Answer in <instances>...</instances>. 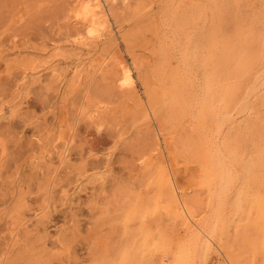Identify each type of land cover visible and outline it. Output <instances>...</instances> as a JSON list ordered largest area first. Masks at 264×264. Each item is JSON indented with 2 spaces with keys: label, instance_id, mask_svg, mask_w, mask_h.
Here are the masks:
<instances>
[{
  "label": "rangeland",
  "instance_id": "obj_1",
  "mask_svg": "<svg viewBox=\"0 0 264 264\" xmlns=\"http://www.w3.org/2000/svg\"><path fill=\"white\" fill-rule=\"evenodd\" d=\"M88 1L0 0V264H264V0Z\"/></svg>",
  "mask_w": 264,
  "mask_h": 264
},
{
  "label": "bare ground",
  "instance_id": "obj_2",
  "mask_svg": "<svg viewBox=\"0 0 264 264\" xmlns=\"http://www.w3.org/2000/svg\"><path fill=\"white\" fill-rule=\"evenodd\" d=\"M211 1H212V0H211ZM86 2H87V1H86ZM121 3H122V2H121ZM85 4H87V3H85ZM86 6H87V5H86ZM89 8H93L94 12H93V11L91 12L90 10H88ZM85 9H86V10H85V14H84V13H83V14L86 15V16L84 17V19H86L87 22H85L83 25H91L92 22L94 23L93 20L95 19V17H94V16L96 15L95 13H97V14H98V13H101V14H102V12H103L102 9H101L100 1H99V0H89V1H88V6H87V8H85ZM83 11H84V10H83ZM86 11H87V12H86ZM105 11H106V10H105ZM107 12H108V11H107ZM107 12H106V14H107ZM89 13H90V14H89ZM79 14H81L80 16L83 17L82 12L79 13ZM89 15H91V17L88 18ZM96 16H97V15H96ZM187 17H188V16H187ZM77 18H78V17L76 16V19H77ZM100 19H101V18H100ZM96 20H97V19H96ZM102 20H103V19H102ZM186 20H187V18H186ZM77 21L79 22V20H77ZM92 27H93V26H92ZM92 27L89 26V29L91 28L89 36H92V35L94 34V29H93ZM243 27H244V24H243ZM78 31H79V30H78ZM243 32H244V31H243ZM211 33H212V32H211ZM235 33H236V32H235ZM240 33H241V32H240ZM197 34H198V32H197ZM208 35H209V34H208ZM213 35H214V33H213ZM190 36H192V35H190ZM210 36H212V35H210ZM216 36H217V35H216ZM238 36H239V35H238ZM244 36H246V39H247V38H248L247 36H249V34H248V35H247V34H246V35L244 34ZM96 37H97V35H96ZM96 37H95V38H96ZM185 37L187 38V35H186ZM195 37H196V36H195ZM195 37H194V35H193V38H195ZM213 37H214V36H213ZM241 37H242V34H241ZM251 37H253L252 34H251ZM80 38H81V37H80ZM95 38H94L93 40H95ZM186 38H185V39H186ZM196 38H197V37H196ZM209 38H211V37H209ZM242 38H245V37H242ZM259 38H260V37H259ZM261 38H263V37H261ZM261 38H260V39H261ZM81 39H83V38H81ZM81 39H80V40H81ZM90 39H91V38H90ZM90 39H89V40H90ZM246 39H245V40H246ZM86 40H87V39H86ZM193 40H194V39H193ZM208 40H209V39H208ZM238 40H242V39H241V38L239 39V37H238V38H237V41H238ZM256 40H257V38H256ZM82 41H83V40H82ZM84 41H85V40H84ZM191 41H192V40H191ZM197 41H198V39H197ZM212 41H214V40L212 39ZM231 41H232V40H231ZM235 41H236V40H235ZM237 41H236V42H237ZM242 41H244V40H242ZM261 41H262V40H261ZM75 42L77 43V40H76ZM80 42H81V41H80ZM92 42H93V41H92ZM207 42H209V41H207ZM245 42H246V41H245ZM81 43H82V42H81ZM87 43H88V42H87ZM90 43H91V42H90ZM180 43H181V42H180ZM189 43H190V42H189ZM78 44H79V43H78ZM84 44H85V43H84ZM181 44H182V43H181ZM184 44H185V43H184ZM194 44H195V43H194ZM218 44H219V43H218ZM232 44H233V43H232ZM238 44H239V42H238ZM238 44H236L237 47H238V46L240 47L241 44H239V45H238ZM242 44H243V42H242ZM256 44H258V42H257ZM256 44H255V45H256ZM259 44H260V43H259ZM81 45H82V44H81ZM85 45H86V44H85ZM176 45H177V44H176ZM185 45H188V43L185 44ZM189 45H190V44H189ZM191 45H192V44H191ZM208 45H209V44H208ZM225 45H226V44H225ZM244 45H245V44H244ZM248 45H249V44H248ZM252 45H253V44H252ZM252 45L250 46L251 49H253V50L250 49L251 51L255 52V51H254L255 49L258 50V48H255V47L252 48ZM86 46H87V45H86ZM198 46H199V45H198ZM246 46H247V44H246ZM258 46H259V45H258ZM258 46H256V47H258ZM222 47H224V46L222 45ZM229 47H230V46H229ZM229 47H226V48H229ZM241 47L243 48L242 45H241ZM248 47H249V46H248ZM211 48H212V47H211ZM224 48H225V47H224ZM233 48H234V53H235V48H236V47H233ZM259 48H260V46H259ZM187 49H188V48H187ZM191 49H192V48H191ZM209 49H210V48H208L207 51H209ZM244 49H245V48H244ZM244 49H242V50H244ZM248 49H249V48H248ZM213 50H214V49H213ZM213 50H212V51H213ZM229 50H230V48H229ZM229 50H228V51H229ZM239 50H240V48H239L237 51H239ZM228 51H227V52H228ZM259 51H260V50H259ZM197 52H198V51H197ZM209 52H210V51H209ZM231 52H233L232 49H231ZM241 52L243 53V51H241ZM241 52H239V53L241 54ZM245 52L247 53L248 51L245 50ZM245 52H244V53H245ZM249 52H250V51H249ZM257 52H258V51H256V53H257ZM187 53H190V52H187ZM210 53H211V52H210ZM210 53H209V54H210ZM215 53H216V52H215ZM224 53H225V49H224ZM228 53H229V52H228ZM239 53H237V55H239ZM246 53H245V55L247 56ZM250 53H251V52H250ZM256 53H253V55H255ZM258 53H259V52H258ZM179 54H180V52H179ZM212 54H213V53H212ZM230 54H231V53H230ZM197 55H198V54H197ZM205 55H206V54H205ZM223 55H224V54H223ZM228 55H229V54H228ZM231 55H233V54H231ZM231 55H230V56H231ZM245 55H244V56H245ZM251 55H252V54H251ZM257 55H258V54H257ZM257 55H256V56H257ZM181 56H182V55H181ZM188 56H189V54H188ZM213 56H214V55H213ZM216 56H217V55L215 54V57H216ZM220 56L222 57V55H220ZM220 56H219V57H220ZM239 56H240V55H239ZM244 56L242 55V58H243ZM246 56H245V57H246ZM210 57H211V56H210ZM215 57H214V58H215ZM224 57H225V56H224ZM231 57L234 58V56H231ZM236 57H237V56H236ZM248 57H250V55H249ZM253 57H255V56H253ZM187 58H188V57H187ZM207 58H208V56H207ZM216 58H218V56H217ZM216 58H215V60H216ZM226 58H227V57H226ZM251 58H252V57H251ZM256 58H257V57H256ZM256 58H255V59H256ZM259 58H260V57H259ZM261 58H263V57H261ZM183 59H184V57H183ZM189 59H190V58H189ZM209 59H210V58H209ZM221 59H222V58H221ZM239 59H240V58H239ZM243 59H244V60H243ZM243 59H242V60H243L244 62H246V61H245V58H243ZM246 59H247V57H246ZM252 59H253V58H252ZM252 59H251V60H252ZM185 60H186V58H185ZM211 60H213V59L211 58ZM211 60H210V61H211ZM224 60H225V58H224ZM224 60L222 59V61H224ZM234 60H235V58H234ZM237 60H238V59H237ZM242 60H241V61H242ZM253 60H254V59H253ZM253 60H252L251 62H253ZM210 61H208L207 63H210ZM216 61H217V60H216ZM219 61H220V60H219ZM225 61H226V60H225ZM225 61H224V62H225ZM227 61H228V60H227ZM238 61H239V60H238ZM243 61H242V62H243ZM247 61L250 62V59L247 60ZM188 62H189V61H188ZM188 62H187V63H188ZM194 62H195V61H194ZM217 62H218V61H217ZM244 62H243V63H244ZM219 63L222 64L221 61H220ZM219 63H217V64H219ZM231 63H232V62H231ZM205 64H206V63H205ZM210 64H211V63H210ZM217 64H216V66H217ZM225 64H227V63H224V65H225ZM237 64H239V62H237ZM241 64H242V63H241ZM248 64H249V63H248ZM222 65H223V64H222ZM222 65H221V66H222ZM224 65H223V67L226 66V65H225V66H224ZM235 65H236V64H235ZM252 65H253V64H252ZM184 66H185V65H184ZM188 66H189V65H188ZM211 66H212V65H211ZM238 66H239V65H238ZM240 66H241V65H240ZM247 66H248V65H247ZM250 66H251V65H250ZM122 67H123L122 70H123L124 73H123V77H122L121 82H120V86H121V87H129V86L132 85L131 72H130V70H129L127 67L124 66V64H123ZM186 67H187V66H186ZM217 67H219V65H218ZM230 67H231V65H230ZM248 67H249V66H248ZM208 68H209V64H208ZM227 68H228V67H227ZM240 68H241V67H240ZM240 68H239V69H240ZM243 68H245V67H243V65H242V68H241V69H243ZM120 69H121V68H120ZM184 69H185V68H184ZM189 69H190V68H189ZM189 69H188V70H189ZM209 69H211V68H209ZM216 69H217V68H216ZM222 69H224V68H221V70H222ZM241 69H240V71H243V70H241ZM190 70H191V69H190ZM190 70H189V72H190ZM219 70H220V67H219L217 73L219 72ZM232 70H233V69H232ZM236 70H237V68H236ZM182 71H183V70H182ZM186 72H187V71H186ZM186 72H185V74H186ZM190 73H191V72H190ZM215 73H216V72H215ZM217 73H216V75H217ZM243 73H244V72H243ZM219 74H220V73H219ZM221 74H222V73H221ZM189 75H190V74H189ZM211 75H212V74H211ZM224 75H225V74L223 73V76H224ZM246 75H247V74H246ZM183 77H185V76H183ZM214 78H215V76H214ZM178 79H179V78H178ZM184 79H185V78H184ZM212 79H213V78H212ZM182 80H183V79H182ZM213 80H214V79H213ZM189 81H190V80H189ZM179 82H180V80H179ZM182 82H183V81H182ZM234 82H235V81H234ZM206 83H207V82H206ZM225 83H226V82H225ZM242 83H243V82H242ZM240 84H241V81H240ZM240 84H239V85H240ZM180 85H181V84H180ZM199 85H200V84H199ZM221 85H222V84H221ZM232 85H233V84H232ZM184 86H185V85H184ZM236 86H237V85H236ZM236 86H235V87H236ZM174 87H175V86H174ZM179 87H180V86H179ZM211 87H212V86H211ZM231 87H232V86H231ZM231 87H230V88H231ZM177 88H178V86H177ZM202 88H203V87H202ZM212 88H213V87H212ZM230 88H229L228 90H230ZM219 89H220V87H219ZM233 89H234V88H233ZM175 90H176V89H175ZM196 90H197V89H196ZM228 90H227V91H228ZM235 90H237V87L235 88ZM238 90H239V89H238ZM177 91H178V90H177ZM179 91H180V90H179ZM231 92H232V91H231ZM234 92H235V91H234ZM196 93H197V92H196ZM211 93H212V92H211ZM228 93H229V92H228ZM208 94H209V92H208ZM225 94H227V93H225ZM206 95H207V93H206ZM206 95H205V96H206ZM232 95H234V94H232ZM176 96H177V95H176ZM211 96H212V95H211ZM230 97H231V96H230ZM174 98H175V97H174ZM233 98H234V97H233ZM244 98H246V97H244ZM195 99H196V98H195ZM204 99H208V97H207V98H204ZM173 100H174V99H173ZM198 100H199V99H198ZM227 100H228V99H227ZM242 100H243V99H242ZM242 100H241V101H242ZM201 101H202V100H201ZM229 101H230V100H229ZM178 102H179V99H178ZM204 102H205V101H204ZM204 102H203V104H204ZM206 102H208V101H206ZM212 102H213V101H212ZM225 102H226V101H225ZM230 102H232V101H230ZM227 103H228V102H227ZM174 104H176V103L174 102ZM179 104H180V103H179ZM198 104H199V103H198ZM200 104H201V102H200ZM207 104H208V103H206L205 105H207ZM229 104H230V103H229ZM212 105H213V104H212ZM212 105H211V106H212ZM182 106H183V104H182ZM189 106H190V105H189ZM202 106H203V105H202ZM228 106H230V105H228ZM180 107H181V106H180ZM186 107H187V106H186ZM205 107H206V106H205ZM207 107H208V106H207ZM178 108H179V107H178ZM187 108H188V107H187ZM198 108H199V107H198ZM203 108H204V107H203ZM241 108H242V107H241ZM176 109H177V108H176ZM207 109H208V108H207ZM207 109H206L205 112H207ZM227 109H228V107H227ZM243 109H244V108H243ZM181 110H182V109H181ZM186 110H187V109H186ZM201 110H203V109H201ZM236 110H237V109H236ZM240 110H241V109H240ZM203 111H204V110H203ZM215 111H216V109H215ZM185 112H186V111H185ZM238 112H239V111H238ZM215 113H216V112H215ZM215 113H214V114H215ZM228 113H229V112H228ZM222 114H223V113H222ZM222 114H221V115H222ZM236 115H237V114H236ZM225 116H227V115H225ZM225 116H224V117H225ZM220 118H221V117H220ZM220 118H219L218 120H221ZM207 119H208V118H207ZM207 119H206V120H207ZM232 120H233V119H232ZM223 121H224V120H223ZM205 122H206V121H205ZM224 122H225V121H224ZM217 123H218V122H216V124H217ZM219 123H221V122H219ZM205 124H206V123H205ZM223 124H224V123H223ZM214 125H215V124H214ZM217 126H219V125H217ZM203 127H204V126H203ZM203 127H202V128H203ZM207 127L209 128L210 126H207ZM203 129H204V128H203ZM203 129H202V130H203ZM213 129H214V128H213ZM205 130H206V129H204V132H205ZM209 130H210V129H209ZM211 130H212V129H211ZM202 132H203V131H202ZM208 132H209V131H208ZM211 133H212V132H211ZM211 133H210V134H211ZM200 134H201V133H200ZM200 134H199V135H200ZM203 134H204V133H203ZM205 134H206V133H205ZM212 134H213V133H212ZM214 135H215V134H214ZM229 135H230V134H229ZM202 136H203V135H202ZM205 136H206V135H205ZM211 136H212V135H211ZM211 136H210V137H211ZM226 136H227V134H226ZM213 137H215V136H213ZM213 137H212V138H213ZM201 138H202V137H201ZM199 139H200V138H199ZM199 139H197V140H199ZM210 139H211V138H210ZM200 140H201V139H200ZM226 141H227V139H226ZM204 142H205V141H204ZM204 142H203V143H204ZM214 144H215V142H214ZM223 144H224V143H223ZM207 145H208V143H207ZM210 146H211V145H210ZM210 146H208V147H210ZM212 146H213V145H212ZM203 147H204V146H203ZM203 147H202V148H203ZM213 147H214V146H213ZM217 147H218V146H217ZM199 148L202 149L201 147H199ZM257 148H258V147H257ZM200 149H199V150H200ZM211 149H212V147H211ZM213 149H214V148H213ZM220 150H221V149H220ZM220 150H219V151H220ZM202 151H203V149H202ZM203 152H204V151H203ZM220 152H221V151H220ZM210 153H211V152H210ZM213 153H214V152H213ZM203 155H204V154H203ZM209 155H210V154H209ZM210 156H211V155H210ZM222 156H223V155H222ZM212 157L215 159L214 155H212L211 158H212ZM202 158H203V157H202ZM209 158H210V157H209ZM206 159H207V158H206ZM210 160H211V159H210ZM225 160H226V158H225ZM202 161H203V160H202ZM202 161H200V162H202ZM204 161L206 162V160H204ZM214 161L216 162V159H215ZM219 161H220V160H219ZM219 161H218V162H219ZM226 161H227V160H226ZM205 162H204V163H205ZM215 162H214L213 164H215ZM256 162H257V161H256ZM211 163H212V162H211ZM240 163H241V162H240ZM240 163H239V164H240ZM228 164H229V163H228ZM218 165H219V163H218ZM203 166H204V164H203ZM215 166H216V165H215ZM230 166H231V164H230ZM209 167H210V166H209ZM212 167H213V166H212ZM221 167H222V166H221ZM203 168H205V167H203ZM217 168H218V167H217ZM231 168H232V167H231ZM251 168H252V167H251ZM201 169H202V167H201ZM219 169H220V168H219ZM203 170L205 171L206 169H203ZM203 170H202V171H203ZM208 170H209V169H208ZM215 170H216V169H215ZM215 170H214V171H215ZM223 170H224V169H223ZM220 171H221V170H220ZM224 172H225V171H224ZM249 172H250V171H249ZM205 173H206V172H205ZM208 173H209V172H208ZM215 173L217 174V172H215ZM235 173H236V171H235ZM220 174H222V173L220 172ZM223 174H224V173H223ZM230 174H231V173H230ZM230 174H229V175H230ZM244 174H245V173H244ZM225 175H226V174H225ZM227 175H228V174H227ZM220 176H221V175H220ZM220 176H219V174H218L216 177H220ZM222 176H223V175H222ZM230 177H232V174H231ZM214 178H215V177H214ZM225 179H227V178L225 177ZM225 179H224V181H226ZM228 179H229V177H228ZM228 179H227V180H228ZM224 181H223V182H224ZM209 182L211 183V181H209ZM217 182H218V181H217ZM226 182H228V181H226ZM231 182H232V180H231ZM221 183H222V182H221ZM232 183H233V182H232ZM236 183H237V182H236ZM234 184H235V183H234ZM217 185H220V183H218ZM224 185H225V184H224ZM211 186H212V185H211ZM221 186H222V185H221ZM223 187H224V186H223ZM223 187H220V186L218 187V189H217V191H219L218 194L222 192V188H223ZM225 187H226V186H225ZM227 187H228V186H227ZM227 187H226V188H227ZM213 188H214V187H213ZM228 189H229V188H228ZM235 190H236V189H235ZM238 190H240V189H238ZM213 191H214V190H213ZM226 191H227V190H226ZM227 192H228V191H227ZM225 193H226V192H225ZM236 193H237V192H236ZM227 195H228V194H227ZM222 196H223V195H222ZM226 197H227V196H226ZM219 198H220V197H219ZM221 199H222V198H221ZM219 200H220V199H219ZM169 202H170V201H169ZM225 205H226V204H225ZM210 206H211V205H210ZM222 206H223V205H222ZM230 206H231V205H230ZM225 207H226V206H225ZM223 208H224V207H223ZM176 209H177V208H176ZM225 209H226V208H225ZM176 213H177V212H176ZM178 213H179V212H178ZM180 214H181V213H180ZM187 218H188V217H187ZM179 219H180V218H179ZM208 219H209V218H208ZM188 220H189V219H188ZM212 220H213V219H212ZM190 222H191V221H190ZM191 223H192V222H191ZM209 223H210V222H209ZM187 225H188V224H187ZM209 226H210V225H209ZM204 227H205V226H204ZM207 227H208V225H207ZM187 229H189V228H187ZM215 231H216V230H215ZM191 232H192V231H191ZM193 235H194V234H193ZM196 235H197V234H196ZM196 238H197V236H196ZM204 244H205V243H204ZM194 246H195V245H194ZM196 247H197V245H196ZM199 247H200V245L198 246V249H200ZM203 247H204V245H203ZM203 247H202V248H203ZM202 248H201V249H202ZM198 251H199V250H198ZM199 255H200V253H199Z\"/></svg>",
  "mask_w": 264,
  "mask_h": 264
}]
</instances>
